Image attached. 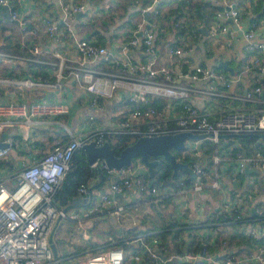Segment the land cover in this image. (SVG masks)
<instances>
[{"label": "crops", "instance_id": "crops-1", "mask_svg": "<svg viewBox=\"0 0 264 264\" xmlns=\"http://www.w3.org/2000/svg\"><path fill=\"white\" fill-rule=\"evenodd\" d=\"M70 1L85 4L84 10L75 13L73 19L78 35H84L97 43L105 44L116 57L123 56L122 46L135 31L142 35L143 22L154 20L158 28L157 64L173 66L176 69L174 74L177 79L181 78V71L191 69L194 64L207 63L226 74L241 73L240 80L234 81L230 87L232 92L245 94L255 85L257 72L245 70L246 63L250 62L255 52L247 48L244 31L251 21L256 19V38L264 39V0H237V6L242 15V26L235 24L231 18L222 19L227 22L229 28L228 30L218 29L215 34H212L209 28L217 19L216 12L221 7L220 0ZM151 3L154 4L153 8L147 9L146 6ZM14 5L24 14L28 24L26 28H22L18 20L11 16L10 8L0 5V31H2L0 49L30 53V42L38 41L42 47L41 55L46 61L26 60L13 65L9 61H3L0 73L3 76L18 78L31 76L45 81L30 87L18 85L15 82L0 81V101L11 99L66 101L70 104V112L60 118L68 122L72 132L76 133L89 128L91 123L89 115L92 113L95 115L96 122L108 124L118 119L122 109H128L131 106L129 96L132 90L125 85L118 88L114 95L102 97L100 108L91 104V93L73 80H64L61 88L54 87L51 83L56 80L55 75L59 66L58 57L53 55L54 49L73 58L79 57L70 33L62 34L57 40L52 39L47 33L46 17L54 15L61 18L59 1L13 0ZM146 10L149 11L147 19L145 18ZM174 18L181 19L184 24L175 31L172 27ZM59 25L63 27L62 22H59ZM166 41L182 47L184 51L175 55L170 54L165 46ZM129 48L134 60L146 58L147 55L140 42L131 44ZM224 59H229L234 71L219 64ZM110 65L112 68L115 67L114 63ZM259 82L261 89L255 93L254 99H224L207 93H193L192 98L200 109L210 112L211 116H217L227 108H242L258 114L264 108V73ZM193 83L200 85L203 82L196 80ZM217 85L219 88L224 86L221 81H217ZM149 96L158 103L161 110L154 116L159 120L160 125L169 127L170 124H174V119L181 112L180 100L156 93ZM66 116L67 119H65ZM66 132V127L56 121L34 125L28 135L20 125L6 126L1 133V138L9 140L11 145L7 147L6 154L0 157V177L41 157L55 144L67 139ZM240 136L237 138L244 151L246 148L240 141ZM256 136V140L252 143L253 150H246L245 154L261 149L260 144L264 143V135ZM196 140L187 139L186 149L199 156L197 159L207 165L213 155L208 159L203 150L207 146L201 138L197 142ZM233 145L234 143H231L229 146ZM261 150L264 151V149ZM221 153L223 160L219 164L221 174L219 186L208 183L213 176L212 162L208 167L211 169L207 173L209 178L205 179L206 175H204L200 179L203 181L202 188L183 187L178 182L176 187L170 184L164 187L158 186V193L160 192L158 196L150 190L151 186L156 184L152 182L150 187L148 185L150 174L147 165L140 158H136L129 165L134 166L135 178L141 177L147 185L146 188L142 189L134 183L122 192L111 193L114 202L111 205H104L99 212L87 218L88 220L73 216V212L88 208L90 203L109 187L113 177L120 178L118 173L110 174L109 171L105 177L100 174L103 181L98 176H94L88 181L89 189L92 186L93 191L90 201L88 192H79L67 205L56 203L59 207L68 206L69 208L58 221L53 233L58 249V256L55 255V257L65 262L81 257L76 264H85L89 255L99 253L111 246L109 244L115 243L116 246L123 247L130 263L134 260L133 253L141 249L138 236L142 232L138 233V231L150 228L145 232L153 233L160 229L163 231L164 238H160L158 246H161V250L166 254L176 250L181 252L192 250L203 241H207L212 257L231 255L235 258V264H249V254L260 246L264 247V236L256 237L249 231L256 222H264V213L258 215L257 210V207L264 209V166L261 165L258 168L247 166L252 169L247 171L246 167L244 172L237 173L234 171L237 162L236 154L224 151ZM145 174L148 175L145 177ZM181 175L190 176L188 171H183ZM223 175L228 179L227 183H224ZM191 177H194L192 183L199 179L196 173ZM161 193L162 197H160ZM232 198L242 209V216L236 219V223L230 215V218H225L227 208L224 204L230 202ZM119 203L124 204V209L118 213L115 208ZM223 240L227 242L224 243ZM136 264H151L148 254H142V259ZM169 264L192 263L189 259L174 258ZM202 264H213V262L205 259Z\"/></svg>", "mask_w": 264, "mask_h": 264}, {"label": "built area", "instance_id": "built-area-1", "mask_svg": "<svg viewBox=\"0 0 264 264\" xmlns=\"http://www.w3.org/2000/svg\"><path fill=\"white\" fill-rule=\"evenodd\" d=\"M61 18L54 15L46 17V29L48 35L57 40L66 32L72 35L73 44L79 57L73 58L68 54L54 49L53 55L58 57V70L56 80L51 84L61 88L64 80H73L81 88L91 93V104L101 107V98L110 97L121 86L131 89L129 96L130 105L124 108L118 115V119L108 124L95 121L94 113L89 115L91 121L88 129L80 132H72L68 122L60 117L70 112V104L63 100L46 99H11L0 101V138L4 128L8 125H20L28 135L34 125L56 121L66 127L67 139L59 142L41 157L25 164L19 169L0 177V264H51L58 262L54 249L50 242V235L54 222L65 211L54 202L55 193L60 186L67 170L72 163L74 151L82 146L85 141L95 139L102 144L108 135L119 132H129L136 138L141 134H155L180 129L208 132L209 139L215 143L213 162L214 181L213 186L220 184L219 164L223 160L220 151V134L222 132H255L264 131V108L257 114L245 109H224L217 116H211L210 112L200 109L193 101V93H207L212 96H221L224 99L245 98L254 99L255 93L261 89L259 79L264 73V39L256 38L255 20L244 31L247 40V48L255 52L250 62L246 63L245 70L256 71L255 85L245 94H238L230 90L234 81L240 80L241 73L226 74L217 67L207 63H196L191 69L181 71V78L177 79L176 69L170 65H158V45L156 43L158 28L154 20L143 22L142 35L138 31L122 46L123 56L116 57L114 53L102 43H97L87 36L78 35L75 28V13L83 11L85 4L77 1L58 0ZM153 0L152 2H154ZM221 7L216 12L217 19L210 26L209 31L215 34L218 29L228 30L225 20L231 18L238 26H242V15L237 0H220ZM0 5H8L11 16L18 20L22 28H26L28 20L15 5L13 0H0ZM154 4L146 6L153 8ZM63 23V27L59 25ZM184 26L181 19H173V30ZM142 27V26H141ZM139 30V29H138ZM57 42V41H54ZM140 42L146 53L143 60H134L130 52V45ZM170 54H179L184 50L174 43L166 41ZM30 53H20L0 49L1 62L22 63L26 60L46 61L41 55L42 47L38 41L30 42ZM114 63L115 67H111ZM254 71V72H255ZM201 80L197 85L193 81ZM0 81L15 82L18 85L35 86L44 83V79H36L31 76L18 78L15 76H3L0 73ZM217 81L223 83L219 88ZM141 90L143 92H141ZM167 95L180 100L181 112L174 119L175 126H162L154 116L161 112L158 103L149 96L150 94ZM55 119V120H51ZM140 124V125H138ZM174 127V128H173ZM108 134V135H107ZM199 139L196 140V142ZM8 148L0 149V157L6 154ZM225 152V151H224ZM234 171L242 173L247 166L258 168L264 166V151L261 149L245 154L240 147L236 151ZM192 166L199 179L195 183L186 181L185 175L179 177L183 187L202 188V176L207 175L211 169L200 159L193 160ZM110 174L118 173L119 179L109 182V187L114 192H122L134 183L144 189L147 185L141 177L135 178L136 169L127 165L121 168H108ZM151 191L158 193L156 185L151 186ZM80 192H88L89 185L82 182ZM159 196V195H158ZM162 197V193L160 194ZM114 197L109 192H103L94 200L88 208L73 212V216L90 218L99 212L106 204L111 205ZM227 208L225 218L239 219L242 209L233 198L224 204ZM124 204L119 203L115 211L121 212ZM258 215L264 213L263 207H257ZM230 211V212H229ZM234 212L238 214L234 215ZM88 220V219H87ZM249 231L256 237L264 236V222H256ZM138 239L141 249L133 253V259L129 264H136L142 259V254L147 253L151 264H169L174 258L189 259L192 264H202L209 259L213 264H235V258L231 255L224 257H212L207 248L208 242L203 241L202 249L174 251L164 253L161 250L160 238L156 235L140 234ZM226 243V240H223ZM85 264H126V253L121 246H112L107 249L89 255ZM249 264H264V247H258L249 254Z\"/></svg>", "mask_w": 264, "mask_h": 264}, {"label": "water", "instance_id": "water-1", "mask_svg": "<svg viewBox=\"0 0 264 264\" xmlns=\"http://www.w3.org/2000/svg\"><path fill=\"white\" fill-rule=\"evenodd\" d=\"M5 6L8 7V5ZM148 16L149 11L146 10L145 18L147 19ZM141 32L142 30L140 31V33ZM219 64L234 71L232 65H230L229 63V59H224L220 61ZM248 134L263 136L264 131L240 133L222 132L220 136L225 139L224 142L226 145L234 143V145L241 147V144L237 137L240 135ZM207 136L208 132L206 131L180 129L177 131H166L155 134H141L137 136L135 140L124 146L121 149L120 153L116 152V147L112 145L109 138H107L102 144L96 143L95 139H90L88 141H85L82 144V147L87 151L88 161L91 164H98L99 169H102L103 167L121 168L123 166L131 164L135 158H140L148 167V171L150 174V180L148 185L150 187L155 178L154 168L157 164L163 162L162 158L170 162L173 168V177H176L181 169H185L186 171H188L190 176H195L192 164L188 161L179 159L176 156L173 148L177 150H184L188 147L187 139H199ZM10 145L11 142L9 140L0 138V149L10 147ZM244 152H246L245 149ZM251 169V167H247V171ZM115 179L116 178L113 177L111 181ZM117 179H119V176H117ZM104 192L118 193L112 191L110 187H107ZM87 194L90 197V201L93 194L92 186L90 187ZM68 208V206H65L63 210L66 212ZM61 217V214L57 217L50 235V242L56 256H58V249L53 239V233Z\"/></svg>", "mask_w": 264, "mask_h": 264}, {"label": "trees", "instance_id": "trees-1", "mask_svg": "<svg viewBox=\"0 0 264 264\" xmlns=\"http://www.w3.org/2000/svg\"><path fill=\"white\" fill-rule=\"evenodd\" d=\"M257 23V20L254 19ZM253 21V20H252ZM2 35V31H0V37ZM36 65L38 64V62H33ZM138 102H134L131 105H138ZM175 124V123H174ZM174 124H170V126H173ZM67 133V132H66ZM68 136V133L66 134ZM108 135V134H107ZM108 138L110 139L112 145H114L116 147V152L120 153L121 149L126 146L127 144H129L130 142H132L133 140H135L136 138H134L132 136V133L129 132H119V133H113L108 135ZM257 136L253 135V134H248V135H241L239 137L240 141L242 142L244 148H246V150L250 151L253 147H252V143L256 140ZM203 141V143L207 146V148L203 149L204 150V155H206L208 157V159L210 157H212L213 155V150L215 148V143L213 141H211L209 139V137H204L201 138ZM220 151H225V152H229V153H236V151L239 150L240 147L233 145L232 147H230L229 145H225L224 143V138L221 137L220 138ZM243 148V147H242ZM260 148L264 149V143L260 144ZM176 156L184 161H188L190 163L193 162V160H196L197 158H199V156H197L195 153H193L191 150H177L175 148H173ZM253 150V149H252ZM162 158V157H161ZM136 159V158H135ZM162 163H159L155 166L154 168V181L153 183L156 184V186H160V187H164L167 184H170L171 186L176 187V184L179 182V175H181V173L187 172L185 169H181L180 172L178 173V175L176 177H173L172 173H173V168L170 164V162L166 159H163ZM72 161L73 163L70 165L69 169L67 170L60 186L58 187L55 196H54V202L57 203L58 205H67L68 203H70L78 194H79V186L82 182H86L88 183L89 180H91L94 176H98L101 181H103L101 178L105 177V175H107V171L108 169L106 167H103L102 169L98 168V164H90L89 161L87 160V151L86 149H84L82 146H80L79 148H77L74 153H73V157H72ZM213 160L210 159L208 161V164L206 166H210V164H212ZM149 172V171H148ZM210 172V171H208ZM101 174V175H100ZM148 175V174H147ZM145 174V177L147 176ZM207 176V175H206ZM205 177V176H204ZM194 177L191 176H186V181H193ZM238 214V212H234V215ZM242 215H240L241 217ZM239 217V218H240ZM237 221L235 220L234 223H236ZM150 230V228L148 229ZM148 230H139L138 233L142 234H148L149 232H145ZM154 231V230H153ZM149 235H156L159 238L163 239V231H161V229L159 231H154L153 233H149ZM107 241H110V239H107ZM114 245L109 244L112 246H116L117 244L113 243ZM204 245L202 243H200V245H197V248H193L192 250L198 251L200 249H202ZM107 247V248H109ZM106 248V249H107ZM207 248L209 249V245L207 246ZM176 251H180V250H176ZM126 264H129L127 257H126Z\"/></svg>", "mask_w": 264, "mask_h": 264}, {"label": "rangeland", "instance_id": "rangeland-1", "mask_svg": "<svg viewBox=\"0 0 264 264\" xmlns=\"http://www.w3.org/2000/svg\"><path fill=\"white\" fill-rule=\"evenodd\" d=\"M65 119H67V116L65 117ZM213 162H214V161H213ZM224 176H225V175L222 176V179L224 180V183H227V182H228V179L225 178ZM220 177H221V176H220ZM204 178H205V179H208L209 177H208V176H205ZM214 178H215V176H214V174H213L212 178H210V180L208 181V183L211 184V183L214 181ZM209 184H208V185H209ZM254 187H256V185H255ZM80 258H81V257L76 258V259L79 260ZM77 260L71 259V260H69V261H67V262H65V261H63V260H58V264H76V261H77ZM52 264H56V262H53Z\"/></svg>", "mask_w": 264, "mask_h": 264}]
</instances>
